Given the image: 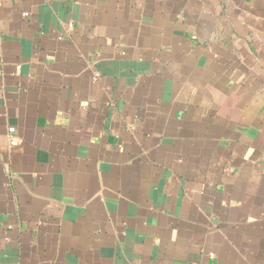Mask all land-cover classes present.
I'll list each match as a JSON object with an SVG mask.
<instances>
[{"label":"crops","instance_id":"0c3cea01","mask_svg":"<svg viewBox=\"0 0 264 264\" xmlns=\"http://www.w3.org/2000/svg\"><path fill=\"white\" fill-rule=\"evenodd\" d=\"M0 264H264V0H0Z\"/></svg>","mask_w":264,"mask_h":264},{"label":"built area","instance_id":"2783aa9c","mask_svg":"<svg viewBox=\"0 0 264 264\" xmlns=\"http://www.w3.org/2000/svg\"><path fill=\"white\" fill-rule=\"evenodd\" d=\"M13 131H14L13 128H10V129H9V133H13ZM10 144L13 145V146H15V145H16V142H15L14 140H11V141H10Z\"/></svg>","mask_w":264,"mask_h":264}]
</instances>
